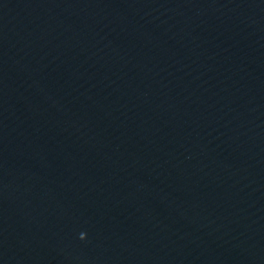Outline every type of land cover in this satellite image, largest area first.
Wrapping results in <instances>:
<instances>
[{
	"label": "water",
	"instance_id": "water-1",
	"mask_svg": "<svg viewBox=\"0 0 264 264\" xmlns=\"http://www.w3.org/2000/svg\"><path fill=\"white\" fill-rule=\"evenodd\" d=\"M0 264H264V0H0Z\"/></svg>",
	"mask_w": 264,
	"mask_h": 264
}]
</instances>
